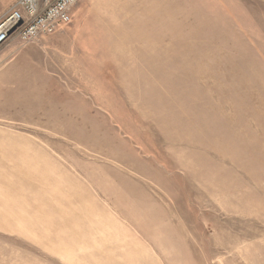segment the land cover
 <instances>
[{
  "label": "rangeland",
  "instance_id": "rangeland-1",
  "mask_svg": "<svg viewBox=\"0 0 264 264\" xmlns=\"http://www.w3.org/2000/svg\"><path fill=\"white\" fill-rule=\"evenodd\" d=\"M0 264H264V0H79L2 47Z\"/></svg>",
  "mask_w": 264,
  "mask_h": 264
},
{
  "label": "built area",
  "instance_id": "built-area-1",
  "mask_svg": "<svg viewBox=\"0 0 264 264\" xmlns=\"http://www.w3.org/2000/svg\"><path fill=\"white\" fill-rule=\"evenodd\" d=\"M79 0H18L0 19V49L14 36L25 43L55 33L69 24Z\"/></svg>",
  "mask_w": 264,
  "mask_h": 264
},
{
  "label": "crops",
  "instance_id": "crops-1",
  "mask_svg": "<svg viewBox=\"0 0 264 264\" xmlns=\"http://www.w3.org/2000/svg\"><path fill=\"white\" fill-rule=\"evenodd\" d=\"M17 1L18 0H0V19L10 12Z\"/></svg>",
  "mask_w": 264,
  "mask_h": 264
}]
</instances>
